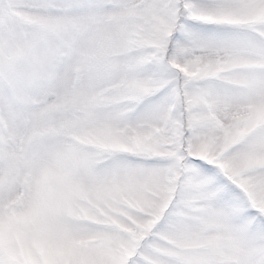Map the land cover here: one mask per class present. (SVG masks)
<instances>
[{"label":"snow or ice","instance_id":"6c2138e0","mask_svg":"<svg viewBox=\"0 0 264 264\" xmlns=\"http://www.w3.org/2000/svg\"><path fill=\"white\" fill-rule=\"evenodd\" d=\"M0 264H264V0H0Z\"/></svg>","mask_w":264,"mask_h":264}]
</instances>
